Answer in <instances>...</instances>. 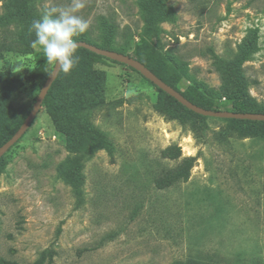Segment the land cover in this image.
Wrapping results in <instances>:
<instances>
[{
	"label": "rangeland",
	"instance_id": "374dc122",
	"mask_svg": "<svg viewBox=\"0 0 264 264\" xmlns=\"http://www.w3.org/2000/svg\"><path fill=\"white\" fill-rule=\"evenodd\" d=\"M149 0H86L89 42L131 57L155 48L181 92L229 110L240 91L264 112V0H162L169 17L148 28ZM70 0H32L40 17ZM22 0H0V72L19 73L11 115L37 98L48 69L33 46ZM104 106L90 115L102 142L64 134L45 107L0 159V258L21 264H264V140L243 124L206 118L200 141L162 94L109 61ZM169 110L174 111L173 113ZM87 126V124H85ZM61 130H60V129ZM176 147L181 156L165 160ZM193 159L186 182L154 181Z\"/></svg>",
	"mask_w": 264,
	"mask_h": 264
},
{
	"label": "trees",
	"instance_id": "16d2710c",
	"mask_svg": "<svg viewBox=\"0 0 264 264\" xmlns=\"http://www.w3.org/2000/svg\"><path fill=\"white\" fill-rule=\"evenodd\" d=\"M32 0H22L21 5L17 8L18 14L26 19L34 20L39 18V16L33 11L31 6ZM169 17V13L165 11L162 7V0H149L144 6L143 18L148 26V28L154 27V22L162 21ZM76 42L84 41L90 43L94 46H97L83 36H80L75 39ZM101 49L115 51L120 54H124L119 50H114L109 46L100 47ZM79 56L78 64L73 68L69 74H65L60 70L57 78L50 87L42 106L46 108L49 115L55 121L57 126H61V122H64L63 132L71 138L77 137L80 133L76 130V120H79L84 129L85 135L90 139L102 142V133L96 131L95 128L91 125L90 115L94 111L99 110L104 106L103 92H104V72L95 69V65L102 63V61H109L113 64H118L125 66L123 64L111 61L107 58L98 56L86 49L77 48V53ZM127 55V54H124ZM129 56V55H128ZM131 57V56H130ZM144 65L148 70H150L155 76L161 79L164 83L178 91L184 98L193 103L194 105L201 107L206 110L211 111H228L234 113H262L261 111H252L249 108L246 98L244 95H241L240 91L238 97L230 105L229 110H220L215 108L208 103L199 101L196 98L187 95L180 90H178L174 83L171 82L164 71L168 70V65L165 61H162L155 48L149 47L145 50H140L135 53L132 57ZM54 67V66H53ZM53 67L48 69V73L45 76L43 82H41L39 88L41 90L42 86L50 76ZM127 67V66H125ZM129 70L138 74L143 78L147 83L153 86L156 91L162 94L170 103L175 107L179 112L181 119L192 125V131L194 137L197 141H200L203 132L206 129L205 119L206 117L195 114L194 112L188 110L174 98L170 97L155 85L145 79L141 74H139L134 69L127 67ZM20 74L19 73H7L0 72V147L4 145L20 128V126L25 121L27 115L31 111L32 107L29 108L23 115L14 116L9 112V105L11 100H13L19 92L20 88ZM40 92V91H39ZM36 100V99H35ZM34 100V102H35ZM32 103V106L34 104ZM173 113L175 118L174 111L169 110ZM227 120V119H224ZM228 121L234 124H243L244 126L237 129L239 137L245 138L248 136H253L256 139L264 140V122L258 121H248V120H234L228 119ZM87 124V126L85 125ZM60 129V128H59ZM61 130V129H60ZM18 143V142H17ZM16 143V144H17ZM13 147V146H12ZM11 147V148H12ZM10 148V149H11ZM9 149V150H10ZM6 154V153H5ZM181 156L180 150L176 147H170L161 152V157L167 160H175ZM193 167V159H185L177 168L164 174L157 179H155L154 184L158 189L169 188L175 183L181 181L186 182L189 179L190 171ZM53 253L51 251L44 252L41 256L33 263L30 264H44L46 258L48 263L51 261ZM0 264H21L16 261H9L0 258ZM173 264H200L197 262H186L179 263L175 262Z\"/></svg>",
	"mask_w": 264,
	"mask_h": 264
},
{
	"label": "clouds",
	"instance_id": "9594fccd",
	"mask_svg": "<svg viewBox=\"0 0 264 264\" xmlns=\"http://www.w3.org/2000/svg\"><path fill=\"white\" fill-rule=\"evenodd\" d=\"M85 6L86 0H70L67 6L49 8L30 25V31L35 34L33 46H40L47 62L65 74L79 62L74 38L90 28L89 22L79 14Z\"/></svg>",
	"mask_w": 264,
	"mask_h": 264
},
{
	"label": "water",
	"instance_id": "95a60500",
	"mask_svg": "<svg viewBox=\"0 0 264 264\" xmlns=\"http://www.w3.org/2000/svg\"><path fill=\"white\" fill-rule=\"evenodd\" d=\"M78 45V48L86 49L98 56L107 58L111 61L123 64L127 67H130L137 71L139 74H141L145 79H147L149 82H151L153 85H155L158 89L169 95L170 97L174 98L177 102H179L181 105H183L188 110L194 112L195 114H198L200 116L206 117V118H217V119H234V120H248V121H258V122H264V114L262 113H234V112H228V111H211L206 110L201 107H198L188 101L186 98H184L178 91L164 83L161 79H159L157 76H155L150 70H148L144 65H142L140 62H138L136 59L117 53L115 51L101 49L97 46H94L90 43L79 41L76 42ZM60 70L58 66L53 67L52 72L44 85L42 86L33 106L29 114L27 115L25 121L20 126V128L16 131V133L4 144L0 147V159L4 156V154L12 147L14 146L21 137L26 133V131L31 126L33 120L35 119L36 115L38 114L39 110L42 107L43 101L52 86L53 82L57 78Z\"/></svg>",
	"mask_w": 264,
	"mask_h": 264
}]
</instances>
